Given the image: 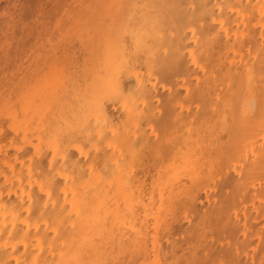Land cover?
Instances as JSON below:
<instances>
[{
  "label": "bare ground",
  "instance_id": "1",
  "mask_svg": "<svg viewBox=\"0 0 264 264\" xmlns=\"http://www.w3.org/2000/svg\"><path fill=\"white\" fill-rule=\"evenodd\" d=\"M59 52L0 111V264H264V0H93Z\"/></svg>",
  "mask_w": 264,
  "mask_h": 264
},
{
  "label": "rangeland",
  "instance_id": "2",
  "mask_svg": "<svg viewBox=\"0 0 264 264\" xmlns=\"http://www.w3.org/2000/svg\"><path fill=\"white\" fill-rule=\"evenodd\" d=\"M92 3L93 0H0V111L6 104H15L24 91L48 70L55 54L57 58L61 56L59 47L71 34L74 21ZM1 127H5L3 123ZM226 185L225 190H217L216 201L224 202L229 195L231 184ZM253 232L255 235L252 232L249 235L244 229L237 234L249 241H261V232ZM180 237L176 239L186 251L181 258V264H185L189 250ZM257 242H251L254 250H257ZM208 263L214 264H204Z\"/></svg>",
  "mask_w": 264,
  "mask_h": 264
}]
</instances>
